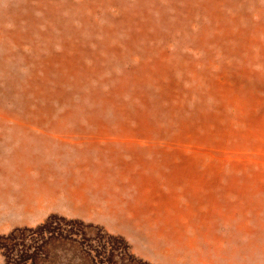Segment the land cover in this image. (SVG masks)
Segmentation results:
<instances>
[{"label": "rangeland", "instance_id": "obj_1", "mask_svg": "<svg viewBox=\"0 0 264 264\" xmlns=\"http://www.w3.org/2000/svg\"><path fill=\"white\" fill-rule=\"evenodd\" d=\"M0 2V264H264V0Z\"/></svg>", "mask_w": 264, "mask_h": 264}, {"label": "crops", "instance_id": "obj_2", "mask_svg": "<svg viewBox=\"0 0 264 264\" xmlns=\"http://www.w3.org/2000/svg\"><path fill=\"white\" fill-rule=\"evenodd\" d=\"M101 132H107V129L105 128V130H100ZM125 134H127V133H125ZM135 134H137V133H135V132H131L126 138H124V139H120V138H117V139H111V141L109 140L110 138H109V136L107 135V133H105L104 134V138H103V136L102 135H97L95 138H94V140L96 141L99 137H100V140L101 141H103V142H105V143H107L108 141H110V144H112V143H114L115 141H120V142H122L124 145H126V146H128V145H132V147L134 148V149H136L137 147H139V145H143V142L142 143H139V141H138V137H139V135L137 136V135H135ZM142 136H144L143 138L144 139H146L145 137V135H143L142 134ZM169 179H171V178H169ZM173 179V178H172ZM172 181H174V180H172ZM47 188H49V187H46V189ZM84 193L82 192V191H80V192H76V191H74V192H72L71 193V198L73 199V198H81V199H84Z\"/></svg>", "mask_w": 264, "mask_h": 264}, {"label": "trees", "instance_id": "obj_3", "mask_svg": "<svg viewBox=\"0 0 264 264\" xmlns=\"http://www.w3.org/2000/svg\"><path fill=\"white\" fill-rule=\"evenodd\" d=\"M50 220H52V219H50ZM51 222H53V221H47V222H45V225L42 227V231H49V232H51V231H53L54 230V227L51 225ZM60 229H61V227H59ZM62 230H64V229H62ZM66 230V229H65ZM67 231V233H72V230H66ZM11 237H13V236H11ZM88 255H89V257H90V259H91V264H100L101 262H102V260L101 259H98V257L94 254H92V251L91 250H89L88 251ZM7 264H10V256L8 255L7 256Z\"/></svg>", "mask_w": 264, "mask_h": 264}, {"label": "bare ground", "instance_id": "obj_4", "mask_svg": "<svg viewBox=\"0 0 264 264\" xmlns=\"http://www.w3.org/2000/svg\"><path fill=\"white\" fill-rule=\"evenodd\" d=\"M16 1V0H15ZM14 2V1H13ZM6 3V2H5ZM8 3V2H7ZM0 4H1V2H0ZM41 4H43V2L41 3ZM6 5V4H5ZM9 7V6H8ZM12 7V6H11ZM6 10V9H5ZM5 12V11H4ZM40 12V11H39ZM15 13V12H14ZM2 14V13H1ZM8 15V14H7ZM1 16V15H0ZM3 17H4V15H3ZM5 19V18H4ZM8 19V18H7ZM9 22V21H8ZM10 23V22H9ZM8 24V23H7ZM5 27V26H4ZM3 31H5V30H3ZM4 41V40H3ZM8 45V44H7ZM2 47V46H1ZM9 47V46H8ZM15 47V46H14ZM10 48V47H9ZM5 49V48H4ZM3 49V50H4ZM8 50V49H7ZM2 51V50H1ZM12 51L13 50H11V53H12ZM15 54V53H14ZM1 56V55H0ZM13 58V57H12ZM9 59V58H8ZM4 61V60H3ZM9 62V61H8ZM4 63V62H3ZM2 64V63H1ZM7 64V63H6ZM9 66V65H8ZM10 67V66H9ZM9 67H8V69H9ZM12 67V66H11ZM1 70H2V68H1ZM12 71V70H11ZM12 74V73H11ZM10 75V74H9ZM2 111V110H1ZM3 112V111H2ZM7 112V111H6ZM21 120V119H20ZM4 123V122H3ZM17 124V123H16ZM4 125V124H3ZM18 125H19V127H22V129L23 130H27V128L29 127L28 126V124H26L25 123V121H24V123H22V122H19L18 123ZM30 125V124H29ZM35 125V124H34ZM6 126V125H5ZM15 126V125H14ZM34 128H36L35 126H34ZM15 129H17V128H15ZM143 129H145L144 127L142 128V130ZM18 130V129H17ZM20 130V129H19ZM18 130V131H19ZM14 131H16V130H14ZM20 132V131H19ZM23 133V132H22ZM20 134V133H19ZM135 135H139V137H138V141H139V143H142L143 141H144V136H142V134L141 133H139V134H135ZM146 137L145 138H147V137H149V135H146V134H144ZM20 138V137H19ZM6 140H8V138L6 139ZM10 140V139H9ZM34 140V139H33ZM29 141V140H28ZM31 143V142H30ZM33 144V143H32ZM187 146V145H186Z\"/></svg>", "mask_w": 264, "mask_h": 264}]
</instances>
